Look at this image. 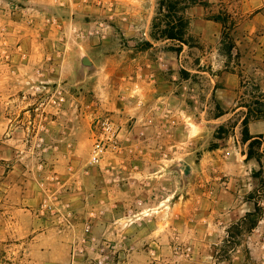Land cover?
<instances>
[{"label": "rangeland", "instance_id": "obj_1", "mask_svg": "<svg viewBox=\"0 0 264 264\" xmlns=\"http://www.w3.org/2000/svg\"><path fill=\"white\" fill-rule=\"evenodd\" d=\"M157 1L0 0V264H264V120L259 165L235 92L239 69L264 86V0L188 6L184 43Z\"/></svg>", "mask_w": 264, "mask_h": 264}, {"label": "trees", "instance_id": "obj_2", "mask_svg": "<svg viewBox=\"0 0 264 264\" xmlns=\"http://www.w3.org/2000/svg\"><path fill=\"white\" fill-rule=\"evenodd\" d=\"M197 3L204 6L209 4L205 0H158L156 16L153 18L151 25L158 38L184 43L188 27V20L184 15V10L188 6ZM208 18L221 26L220 51L227 58H234L236 64L239 65L240 53L232 37V32L239 21L227 10H219L217 13H212ZM226 70L230 69L226 68ZM237 76L239 77L237 98L240 99L238 106L244 109L241 120V140L247 144L246 159L254 158L260 165V157L263 154L256 152L255 148L261 144L257 138H262V136L251 135L248 124L251 120H264V89L253 79L243 80L241 69L238 70ZM240 89H243V91H240ZM245 95L248 98L245 99ZM262 144H264V141H262ZM259 173L260 171L254 172L255 176H258ZM262 212L261 205L258 202H254L252 210L247 211L239 221L229 226L226 230L227 235H230L232 229H237L238 232L244 228L246 230L253 229L260 220Z\"/></svg>", "mask_w": 264, "mask_h": 264}, {"label": "built area", "instance_id": "obj_3", "mask_svg": "<svg viewBox=\"0 0 264 264\" xmlns=\"http://www.w3.org/2000/svg\"><path fill=\"white\" fill-rule=\"evenodd\" d=\"M63 98L60 97L59 100H62ZM96 123L98 124L97 128H100V132H97V135L94 134V142L91 147L90 151V161L95 162L98 161L99 158L101 157L103 153V145H104V140L108 138V133L113 134V129H112V124L111 122L105 120H100L97 119Z\"/></svg>", "mask_w": 264, "mask_h": 264}, {"label": "crops", "instance_id": "obj_4", "mask_svg": "<svg viewBox=\"0 0 264 264\" xmlns=\"http://www.w3.org/2000/svg\"><path fill=\"white\" fill-rule=\"evenodd\" d=\"M262 1V0H261ZM258 14V11H257V13H255V16ZM229 73H234L233 72V70H230V71H228ZM238 77V76H237ZM262 86V85H261ZM237 87H238V84H237V86H236V88H235V92H237ZM263 87V89H264V86H262ZM238 99V98H237ZM238 108H242V107H236V109H238ZM243 109V108H242ZM244 110V109H243ZM242 117H243V115H242ZM258 122H260L259 120H253V122H252V120L249 122V124H248V127H249V132H250V134H254V133H252V131H251V126L253 125V124H256V123H258ZM264 124V123H263ZM257 133H263V137H264V125L262 126V127H260V130L259 131H256Z\"/></svg>", "mask_w": 264, "mask_h": 264}]
</instances>
